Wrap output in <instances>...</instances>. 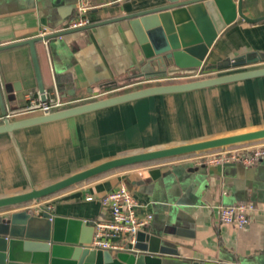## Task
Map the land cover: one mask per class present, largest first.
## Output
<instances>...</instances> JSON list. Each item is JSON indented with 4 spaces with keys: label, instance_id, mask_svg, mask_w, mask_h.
I'll return each instance as SVG.
<instances>
[{
    "label": "crops",
    "instance_id": "obj_1",
    "mask_svg": "<svg viewBox=\"0 0 264 264\" xmlns=\"http://www.w3.org/2000/svg\"><path fill=\"white\" fill-rule=\"evenodd\" d=\"M162 2L91 0L86 13L90 26L35 41L47 97L57 91L64 108L149 83L138 77L141 49L132 26L118 17ZM241 11L249 18L263 16L264 0H241ZM74 13L75 0H0V45L38 36L43 27L48 33L64 31ZM255 56H260L257 64L248 62ZM239 57L244 61L235 69L264 65V19L236 17L216 35L203 65ZM4 83L5 111L14 113L10 120L39 114L17 110L28 95L39 96L27 44L0 49V85ZM263 126L264 75L136 98L17 128L13 135L31 182L38 186L113 156ZM189 156L105 172L22 207L37 214L39 207L48 208L51 216L80 219L89 227L109 218L100 197L122 183L136 198V214H151L140 231L156 236L167 249L152 253L160 264H264V160L197 164ZM153 169L159 173L152 178ZM27 188L11 141L0 133V196ZM238 201L253 203L248 223L237 228L219 221L217 205ZM124 245L122 250L138 252L126 249V241Z\"/></svg>",
    "mask_w": 264,
    "mask_h": 264
},
{
    "label": "water",
    "instance_id": "obj_2",
    "mask_svg": "<svg viewBox=\"0 0 264 264\" xmlns=\"http://www.w3.org/2000/svg\"><path fill=\"white\" fill-rule=\"evenodd\" d=\"M238 16L247 22L264 19V15L255 18L245 16L241 11V0H164L150 8L118 17L128 19L132 26L141 49V57L137 65L138 77L149 82L134 89L10 120L5 116L3 101V91L7 92L8 85L5 83L0 85L2 117L0 133L8 135L28 183V188L24 191L0 196V208L6 207L0 211V264H160L159 258L152 253L167 249L159 246L158 238L152 234L138 230L134 242L127 245L128 249L134 248L138 252L130 250L112 254L106 249L87 246L91 239L92 226H86L82 220L51 216L48 210L42 207H39V213L36 214L22 206L26 202L38 201L115 168L264 140V126L113 156L38 186L31 182L13 130L145 96L189 91L264 75V65L235 69L244 61L240 57L223 59L215 65H203V60L216 35L234 24ZM88 26L90 25L85 24L64 31L1 44L0 49L27 44L37 91L40 99H44L35 41L46 40ZM259 58L260 56H255L247 60L257 64ZM214 67H230L234 70L187 80H159L169 76L195 74L199 70H209ZM158 173V169L150 171L152 178ZM255 190L261 193V189ZM12 207L21 208L13 210ZM190 264L215 263L193 261Z\"/></svg>",
    "mask_w": 264,
    "mask_h": 264
},
{
    "label": "built area",
    "instance_id": "obj_3",
    "mask_svg": "<svg viewBox=\"0 0 264 264\" xmlns=\"http://www.w3.org/2000/svg\"><path fill=\"white\" fill-rule=\"evenodd\" d=\"M91 7V0H75V13L72 17L67 19L66 28H76L87 24L88 18L86 13ZM46 33H48V31L45 27L41 28L39 31L40 36H43ZM229 70L230 67L199 70L195 74L169 76L160 78L159 80H187L203 77L205 75L221 74ZM63 103L64 102L59 97L57 91H54L52 97H47L44 92V99H40L39 96L34 98L33 96L28 95L27 102L17 110L18 112L23 113H31L35 111L43 113L59 109ZM13 114L14 113H12L11 110H8L6 111L5 116L9 118V116ZM188 159L197 164H225L236 162L244 165H251L256 161L264 160V140L199 152L197 154H191ZM100 202L103 206L107 207L109 218L107 220L95 221L94 224L92 223V235L87 244L89 248L106 249L109 251L122 250L125 246V241L127 244H132L134 242L135 233L146 226L151 219V214L149 213L141 216L136 214V198L122 183L114 189L105 192L100 197ZM19 208L21 207H15L12 209L18 210ZM252 208L253 203L249 201H238L229 204L219 203L217 205L218 219L221 222L230 223L237 228H242L248 223L247 211ZM31 211H35L37 214L36 209ZM115 236L120 237L121 241L113 242L109 239V237Z\"/></svg>",
    "mask_w": 264,
    "mask_h": 264
},
{
    "label": "trees",
    "instance_id": "obj_4",
    "mask_svg": "<svg viewBox=\"0 0 264 264\" xmlns=\"http://www.w3.org/2000/svg\"><path fill=\"white\" fill-rule=\"evenodd\" d=\"M56 82H57V87L59 88V83H58V78H57V76H56ZM255 142H257V141H255ZM250 143H252V142H250ZM242 144H247V143H242ZM236 145H241V144H235V145H231V146H236ZM208 151V150H207ZM202 152H204V151H202ZM191 154H193V153H191ZM191 154H185V155H179V156H175V157H170V158H166V160L167 159H173V158H177V157H181V156H187V155H191ZM161 160H165L164 158L163 159H159V160H154V161H150V162H141V163H136V164H132V165H128V166H133V165H144V164H149V163H153V162H157V161H161ZM124 167H127V166H124ZM120 168H123V167H119V168H115V169H112V170H116V169H120ZM112 170H109V171H112ZM109 171H106V172H109ZM103 173H105V172H103ZM103 173H101V174H103ZM101 174H99V175H101ZM96 176H98V175H96ZM95 177V176H94ZM93 178V177H92ZM90 179V178H89Z\"/></svg>",
    "mask_w": 264,
    "mask_h": 264
},
{
    "label": "rangeland",
    "instance_id": "obj_5",
    "mask_svg": "<svg viewBox=\"0 0 264 264\" xmlns=\"http://www.w3.org/2000/svg\"><path fill=\"white\" fill-rule=\"evenodd\" d=\"M252 67H253V66H252ZM248 68H250V67H248ZM230 70H231V69H230ZM230 70H229V71H230ZM205 76H207V75H205ZM260 141H262V140H260ZM257 142H258V141H257ZM43 199H44V197L41 198V199H39L38 201L41 202ZM31 202H34V203H35V202H37V201H30V202H26V203H31Z\"/></svg>",
    "mask_w": 264,
    "mask_h": 264
}]
</instances>
